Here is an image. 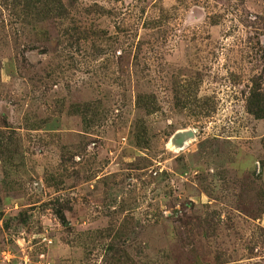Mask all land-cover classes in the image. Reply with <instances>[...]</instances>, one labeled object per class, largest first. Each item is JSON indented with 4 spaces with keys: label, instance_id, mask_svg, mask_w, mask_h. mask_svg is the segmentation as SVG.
Listing matches in <instances>:
<instances>
[{
    "label": "rangeland",
    "instance_id": "obj_1",
    "mask_svg": "<svg viewBox=\"0 0 264 264\" xmlns=\"http://www.w3.org/2000/svg\"><path fill=\"white\" fill-rule=\"evenodd\" d=\"M0 264H264V0H0Z\"/></svg>",
    "mask_w": 264,
    "mask_h": 264
},
{
    "label": "bare ground",
    "instance_id": "obj_2",
    "mask_svg": "<svg viewBox=\"0 0 264 264\" xmlns=\"http://www.w3.org/2000/svg\"><path fill=\"white\" fill-rule=\"evenodd\" d=\"M180 137H181V140H182V144H180V147H181V146H183V145H184V143H185V140H186V139H185V137H184V136H180ZM178 148H179V147H178Z\"/></svg>",
    "mask_w": 264,
    "mask_h": 264
},
{
    "label": "water",
    "instance_id": "obj_3",
    "mask_svg": "<svg viewBox=\"0 0 264 264\" xmlns=\"http://www.w3.org/2000/svg\"><path fill=\"white\" fill-rule=\"evenodd\" d=\"M178 144H181V140H178Z\"/></svg>",
    "mask_w": 264,
    "mask_h": 264
}]
</instances>
